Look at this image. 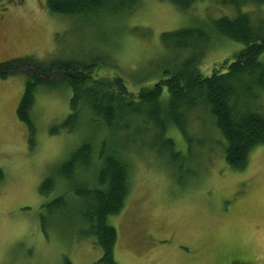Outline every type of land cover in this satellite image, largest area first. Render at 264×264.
<instances>
[{
    "label": "rangeland",
    "instance_id": "rangeland-1",
    "mask_svg": "<svg viewBox=\"0 0 264 264\" xmlns=\"http://www.w3.org/2000/svg\"><path fill=\"white\" fill-rule=\"evenodd\" d=\"M219 3L201 0L178 11L142 0L129 12L86 21L50 14L46 0H0V9H7L0 22V62L80 58L96 60L99 67L101 61L106 64L99 74L119 75L135 92L155 83L170 65L160 34L235 16ZM242 8L264 20V6ZM241 49L216 39L202 57L201 73L222 69ZM23 85L22 76L0 79V264H99L100 248L92 236L80 234L85 226L73 213L50 217L46 234L41 224V206L63 190L42 197L39 186L83 139L59 127L70 112L71 90H37L31 111L36 144L30 150L26 126L16 117ZM256 104L264 114V92ZM186 129L191 145L176 128L168 129L183 156L174 164L147 146L130 152V191L121 212L108 218L117 233L116 263L264 264V146L237 171L227 166L225 142L204 109L188 113ZM68 202L79 203L70 196Z\"/></svg>",
    "mask_w": 264,
    "mask_h": 264
},
{
    "label": "trees",
    "instance_id": "trees-1",
    "mask_svg": "<svg viewBox=\"0 0 264 264\" xmlns=\"http://www.w3.org/2000/svg\"><path fill=\"white\" fill-rule=\"evenodd\" d=\"M178 11H188L201 0H157ZM142 0H46L52 15L86 21L104 15L129 12ZM223 8H232L235 16L222 15L209 25L183 27L160 34L163 53L170 56L155 83L133 92L119 75H101L106 63L82 59H38L33 56L0 62V79L24 78L16 117L26 126L28 145L36 144L32 118L35 94L39 88L71 90L70 112L59 127L66 133H78L81 142L39 186V194L48 197L63 192L41 206V224L51 218L73 213L76 223L85 226L80 234L92 236L101 250L99 264H117L114 258L116 230L108 218L118 215L130 191L132 149L147 146L159 157L174 164L181 153L167 137L176 128L191 145L187 134L188 113L204 109L225 142L224 160L233 170H243L249 154L264 146V114L257 106L264 92V20H255L244 6H264V0H219ZM218 38L242 45L220 70L201 73L205 51ZM185 54L180 60L179 55ZM99 61V60H98ZM142 81V80H141ZM52 129L51 133H56ZM149 136V139H146ZM188 153L190 148L188 147ZM3 173L0 169V181ZM62 186V187H60ZM79 203L70 204L68 197ZM65 264H70L66 261Z\"/></svg>",
    "mask_w": 264,
    "mask_h": 264
},
{
    "label": "flooded vegetation",
    "instance_id": "flooded-vegetation-1",
    "mask_svg": "<svg viewBox=\"0 0 264 264\" xmlns=\"http://www.w3.org/2000/svg\"><path fill=\"white\" fill-rule=\"evenodd\" d=\"M6 14H7V9L5 8V9H0V22H2V20L4 19V17L6 16ZM237 259V258H236ZM238 262V261H237ZM238 263H240V262H238Z\"/></svg>",
    "mask_w": 264,
    "mask_h": 264
}]
</instances>
